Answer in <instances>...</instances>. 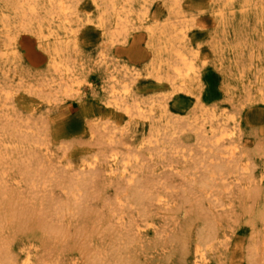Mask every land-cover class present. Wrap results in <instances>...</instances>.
<instances>
[{
	"label": "rangeland",
	"instance_id": "374dc122",
	"mask_svg": "<svg viewBox=\"0 0 264 264\" xmlns=\"http://www.w3.org/2000/svg\"><path fill=\"white\" fill-rule=\"evenodd\" d=\"M70 1L75 12L70 24L78 32L69 39L67 54L69 62L74 59L70 65L79 85L74 84L69 96L55 92L60 80L49 67L46 54L32 33L20 32L7 55L0 56V124H16L21 132L32 134L37 142L31 149L39 165L62 175L61 180L96 173V190L82 217L64 213L63 237L48 238L38 213L69 198L56 185L31 194L19 168L12 166L5 177L7 188L22 193L38 209L20 222L0 202L4 218H0V246H8L18 260L29 251L36 260L32 264H87L93 251L109 250L115 229L129 225L134 218L139 225L129 244L134 264H196V246L205 239L207 264H264V100L256 91L264 84V0L247 4L243 0H177L174 4L169 0H132L127 33L113 39L102 33L92 0ZM149 26L158 36L153 43ZM3 41L0 32V47ZM155 49L159 52L156 61ZM172 49L193 60L197 70L190 83L193 93L171 92L163 78ZM100 52L106 56L104 63ZM137 72L141 74L138 77ZM117 81L130 83L128 101L143 109L133 106L126 113L105 103L107 90ZM6 91L7 99L3 96ZM230 115L236 123L238 152L243 150L239 153L242 168L200 193L197 180L205 169L209 146L198 140L195 129L199 127L210 138L212 131L231 127L232 121L224 120ZM167 120L174 121L176 128L167 127ZM151 125L158 136L141 144ZM4 140L8 150L19 145L15 138ZM24 143L17 147L21 161L28 148ZM110 151L131 155L133 166L127 177L107 176L104 169ZM93 157L97 162L91 170L81 166ZM128 177L153 185L162 200L153 202L145 216L126 208L121 218H109V205ZM252 256L259 260L253 261Z\"/></svg>",
	"mask_w": 264,
	"mask_h": 264
},
{
	"label": "bare ground",
	"instance_id": "6f19581e",
	"mask_svg": "<svg viewBox=\"0 0 264 264\" xmlns=\"http://www.w3.org/2000/svg\"><path fill=\"white\" fill-rule=\"evenodd\" d=\"M169 1H171L170 2L171 4L172 3L174 4V3H176L177 0H169ZM249 1L250 0H243L244 4H247ZM92 2L98 10V15H96V16H98L97 23H98L99 27L101 28V31L103 34L104 33L108 34L109 35L108 37L113 39L117 35H120L122 32L125 33V30L127 29V24L129 21L128 16L131 15V13H132V9L130 6L132 0H92ZM0 7H1V9H0L1 31L0 32L4 36V41L0 47V56L5 55V54L7 55V53L9 52V50L11 48V45L14 44L16 37L20 32L32 33L34 35V37L36 38V40L38 41L39 47L46 54V56H47L46 61L48 62L49 67L52 69V71L55 72V74L57 73V75L59 77L58 79L60 81L58 82L56 80L59 84H58L57 90L55 92H58L61 95L63 94V95L69 96V94H71L72 91H74L73 86H75L77 83L80 82V79H77L76 77H73L74 75H72L73 74V71H72L73 68H71L70 62L73 61L74 59L69 62V55L67 54L69 39L73 35H75V33L78 32L77 30H76L77 32L75 30H73L74 26H72L70 24V22H71L70 16H72V14L75 13L74 7H73V5H71V1L70 0H0ZM145 12H146V10H145ZM142 14H143V12H142ZM86 20H88V19H86ZM90 20H92V19H90ZM87 22L91 23L90 21H87ZM111 22L113 23V26L109 25V23H111ZM154 23L155 22H153V24ZM80 26H77V27L80 29ZM145 27H147V25ZM136 29H138V28L136 27ZM148 33H149L151 43H153L154 40H156V37H158L156 35V30L154 29V27L149 26L148 27ZM125 34H123V35H125ZM184 34H182V35H184ZM74 40H75V36H74ZM103 40H102V42H103ZM70 42H72V40ZM104 45L106 46L107 44H104ZM74 46L75 45H73L72 47H74ZM100 53H101V57H102V58H100V62L101 63L106 62V56L102 52H100ZM158 53H159L158 50L155 49L154 50V57H155L154 61H156L158 59ZM151 58H152V56H151ZM192 61H193L192 58L188 57L181 50L172 49V56L167 58V61H166L167 70H166L165 74L163 75L164 76L163 78H165L166 81L169 83V85L172 87L171 92L172 91H174V92L180 91V92H184V93H193L190 83H191L193 78L195 79L196 74H197V70H196ZM105 67L107 68L106 65H105ZM160 67H162V66H160ZM140 75L141 74L139 72L136 73V77H138ZM158 78H160V77H158ZM51 80H52V78H51ZM51 80L49 79L48 81H51ZM53 80H55V79H53ZM124 81H122V82H124ZM122 82L117 81L115 84H112V86L107 90L108 97L106 98L107 100L105 101V103L107 105L113 106L117 109H123L126 113H130V109L133 106L137 107V109H143L139 105H134V104L130 103L129 102L130 100L128 101V95L130 94V91H131L130 83H122ZM77 85H79V84H77ZM30 86H31V84H30ZM34 86L31 89H33ZM6 89H8V88H6ZM48 90H50V89H48ZM52 90H54V89H52ZM78 90H79V88H78ZM40 91H41V89H40ZM256 91L259 95V98L261 100H264V84H259L257 86ZM3 94H4L3 95L4 98L7 99L8 98V92L6 91ZM51 94L52 93H50L49 95H51ZM135 96H137V95H135ZM167 99H169V98H167ZM262 103H264V102H262ZM162 105H163L164 112H165L166 111L165 103ZM210 110H211V108H210ZM149 111L150 112L154 111L153 107H151L149 109ZM220 114L224 115L223 112ZM233 117L234 116L230 115L227 118H224V120L226 119L228 121V119H230L232 121V124H230L231 127L230 126L224 127L222 130H220L218 132H215V130L212 131V135L210 138H207L205 136V134H203V131L199 129V127H196V129H195L197 137L199 138L198 140H200L204 143L207 142V144L209 146L208 150L206 149L207 154L205 156L207 158V161L204 164L205 169L202 172V174L200 175V179L197 180V182L199 183V187L197 186L198 187L197 191L200 193L206 192L208 190L207 188L214 186L215 183L217 182V180L224 178L225 175L232 173V172H236L240 168H242V166H241L242 160L240 158L239 153H241L243 150L241 152H238V149L240 146H238V144L236 143V140H235V126H236L235 124L236 123H235V119ZM7 123L0 124V202H1V205L3 204L4 207H6L9 210L8 212L7 211L6 212L11 214L10 216L15 217V218L17 217V219L20 222L25 221V219L28 217L27 216L28 214H33L34 211L36 212L38 209L36 207V210H35L34 204L26 201L27 199H25L22 196V193H18V192L12 191V190L10 191L7 188V185L5 184V182H6L5 177L7 175L8 169L13 168L12 166H16L19 168V169L18 168H16V169H18L20 171L21 177L25 181L24 184L28 185V187H29L28 189H29L31 194L32 193L34 194V192L37 191L41 187H44V188L46 186H52L53 187L55 185L61 186V188L67 194V197L69 199L65 200V202H63V203L60 202V203H54V204H52V206L49 205L48 207H46V209H43V211H40L38 213V218H39L38 221H39L41 228L43 229V232L45 233V237L50 238L51 236H57V235H59L61 237L62 235H64V231H65V228L62 224V218H63L64 213H66L65 215L69 214V216L74 217V218H76V217L80 218L84 215L85 212H87V210L89 208L88 205L90 206L89 200L91 197L94 196V192L96 190L95 187H96V183L98 181V175L96 173H91V174L85 173V174L79 175L78 177H75V178H71V177L68 178L66 180V182H67L66 183L64 180L60 179V178H62L61 177L62 175L61 176L56 175L55 173L48 171L49 169L47 170V168L39 165L37 155L31 149V146H32L31 144H33L34 142H37L35 139H33L31 137L32 134L29 135L23 131L21 132L19 127L16 124H12V123L7 124ZM166 125L169 128L170 127L176 128V126H177L174 121L170 122L169 120H167ZM24 127L25 126H23V128ZM35 129H36V127H35ZM183 129L184 128H182V130ZM157 131L158 130L155 129L153 127V125H151L149 128L148 138L143 139L141 141V144L151 143L152 139L157 135ZM91 133H93V132H91ZM7 136L10 138H15L16 139L15 141H17L19 143V145H16L15 149L8 150V147H7L8 141L4 140V138ZM39 140H40V138H39ZM24 142H27L28 148H27V152L24 154L25 159L23 158L22 159L23 161H21V160H19L17 155L19 154L18 153L19 148L21 146H23ZM183 145H186V144H183ZM17 147H19V148H17ZM139 147H141V146L139 145ZM36 149H37V147H36ZM260 150H262V147ZM262 151H264V150H262ZM102 156H103V154H102ZM130 156L126 155L123 157V156L119 155V153L116 151H110V153L108 154V161H107L108 163H107L106 168L104 169V171L107 173V176L111 177V176L119 175L122 178L127 177L128 176L127 174L130 173V167L133 166V161H132V158ZM137 156H134L133 160L138 161ZM96 162H97V158L93 157L89 160L83 161L81 163V166H84L85 168H88V170H89L90 168H92L95 165ZM41 165H42V163H41ZM46 167H47V165H46ZM56 173H58V172H56ZM87 173H88V171H87ZM62 174H63V170H62ZM262 176H264V175H262ZM128 180L129 181H127L121 187L122 192L119 193L116 196V198L114 199V202H112L109 205V207H110V209H109V213H110L109 216L110 217L109 218H111V217L114 219L121 218V215L125 212L126 208L127 209H129V208L135 209L136 210L135 212H137L136 215H138V216H145L147 213L148 207L150 205H152L153 202H155V201L159 202L162 200V195L158 191H155L153 188V185H151L150 183L148 184L147 182L144 183V182H140V181H133L132 179H130V177H128ZM238 181H239V179H238ZM23 189H24V187H23ZM28 189H26V190H28ZM209 189H211V188H209ZM246 190L248 191V189H246ZM256 191H257V189H256ZM256 191H253V192H256ZM25 192H27V191H25ZM50 194H52L51 191H50ZM248 194H250V191H248ZM248 194H247V196H248ZM214 198H215V196H214ZM0 218L4 219L1 216H0ZM8 219L11 220L10 217ZM66 224H67V222H66ZM115 231L116 232H114L115 233L114 242L112 241V244H110L109 250L107 252L100 250V249L93 251L89 256L87 264H134L135 254L130 250L129 244L132 241V236L134 234L133 232L139 231V225L135 222L134 218H132L129 221V225H127V226L122 225V227L121 226L118 227L117 229H115ZM205 240L207 241L208 239H205ZM206 241H203L202 243H199L196 246V250H195L196 251L195 252L196 253V255H195L196 264H207L205 257H204L205 256L204 255V247L207 246ZM261 245H262V248H264V241H261ZM48 248H50V247H48ZM252 260L258 261L259 259L258 258L256 259V257L252 256ZM32 261H36V260H32V257L30 255L29 251L25 252L24 255H22L21 259L18 260L14 255L11 254L8 246H2V247L0 246V264H32ZM55 262H57V261H55ZM38 264H40V263H38Z\"/></svg>",
	"mask_w": 264,
	"mask_h": 264
}]
</instances>
